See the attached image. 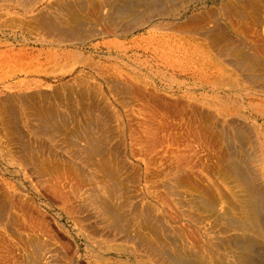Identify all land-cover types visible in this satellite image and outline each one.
<instances>
[{
    "label": "bare ground",
    "instance_id": "6f19581e",
    "mask_svg": "<svg viewBox=\"0 0 264 264\" xmlns=\"http://www.w3.org/2000/svg\"><path fill=\"white\" fill-rule=\"evenodd\" d=\"M0 264H264V0H0Z\"/></svg>",
    "mask_w": 264,
    "mask_h": 264
},
{
    "label": "rangeland",
    "instance_id": "374dc122",
    "mask_svg": "<svg viewBox=\"0 0 264 264\" xmlns=\"http://www.w3.org/2000/svg\"><path fill=\"white\" fill-rule=\"evenodd\" d=\"M112 107H115L117 110H119V109H120V106H119V105H117V104H115V105H112Z\"/></svg>",
    "mask_w": 264,
    "mask_h": 264
}]
</instances>
